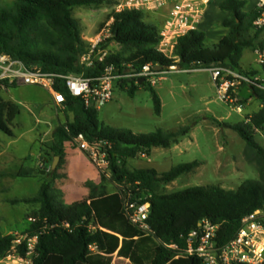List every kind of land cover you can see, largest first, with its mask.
I'll list each match as a JSON object with an SVG mask.
<instances>
[{
    "label": "trees",
    "instance_id": "16d2710c",
    "mask_svg": "<svg viewBox=\"0 0 264 264\" xmlns=\"http://www.w3.org/2000/svg\"><path fill=\"white\" fill-rule=\"evenodd\" d=\"M104 4L111 2L13 0L9 6H0V54L26 65L39 64L45 72L56 75L85 73L91 76L100 74L110 65H114L120 74L127 70L140 73L147 65L161 67L162 71H169L172 67L193 70L222 66L247 75L258 74L254 70L246 72L240 66L246 50L264 46L262 32L254 27L258 13L255 9L246 11V0H226L220 4V9L227 15L221 25L228 30L222 40L208 46L205 32L192 31L177 41L172 58L157 51L160 29L146 22L145 12L112 13L109 18L114 19L113 38L105 46L115 42L123 51L107 55L96 69H84L79 60L87 52V43L74 10ZM262 70L264 72V67ZM140 81L126 78L118 84L121 88L130 84L126 89L134 97L140 90ZM141 85L151 91L155 113L160 116V96L147 81ZM56 88L65 95V110L73 115V120L54 129L45 161L59 157L62 164L66 156L65 144L75 142L80 134L90 144L102 145L108 153L109 170L119 186L129 187L136 198L147 197L150 202L148 224L154 234L149 235L130 222L124 211V191L107 193L104 185L88 181L85 185L89 195L70 205L65 204L53 193V181L59 177L58 167L47 172L45 178L51 179L43 182L37 196L11 201L13 204L41 206L36 221L27 223L22 234L39 235L37 255L32 264H111L116 253L131 264H202L198 257L186 255V238L201 221L210 220L219 226L216 242L219 247H224L235 239L244 218L264 209V148L255 139L256 131H264V90L251 87L262 108L250 117L248 123L231 127L246 142L247 156L257 165L260 179L246 180L237 190L207 186L164 194L162 189L166 185L192 173L200 163L180 164L164 173L153 168L129 170L125 163L140 156L149 158L156 148H171L190 134V126L175 131L158 129L150 134L112 128L100 121V111L87 108L83 100L73 96L60 80ZM20 114V106L6 101L0 94V132L13 137L14 122ZM36 171L39 170L22 169L11 175L35 178L38 177ZM17 238L0 231V259L11 251ZM92 245L99 253L90 250ZM169 245H176L177 249H171ZM19 252L24 256L25 246H21Z\"/></svg>",
    "mask_w": 264,
    "mask_h": 264
},
{
    "label": "rangeland",
    "instance_id": "374dc122",
    "mask_svg": "<svg viewBox=\"0 0 264 264\" xmlns=\"http://www.w3.org/2000/svg\"><path fill=\"white\" fill-rule=\"evenodd\" d=\"M109 1L111 4L74 10V16L80 21L85 41L96 35L109 19V15L114 13L115 6L122 0ZM220 1L223 0H214L209 9L202 27L206 32L226 31L220 22L226 15L220 9V5L218 7ZM246 1L248 7L255 2ZM12 3L13 0H0L2 7ZM164 15H167L164 10L147 12L145 20L160 29L163 25L161 16ZM217 42L208 38L207 43L208 46H213ZM105 49L107 55L123 51L115 42L105 46ZM240 66L257 71L264 80L263 68L257 64L253 49L244 52ZM138 85L141 87L134 97H131L126 89L130 84L126 88L116 85L113 100L104 105L99 112L100 121L104 125L128 129L136 134H150L158 129L175 131L186 126L191 127V132L169 149H153L149 158L140 156L127 160L125 163L127 169L153 168L159 173H164L180 164L195 161L200 163L192 173L166 185L162 189L164 194L207 186L237 190L246 180L260 179L257 165L250 162L247 156L246 142L231 128L240 123H248L250 117L261 110L262 104L252 88L241 87L236 97L238 101L226 103L218 97L211 74L205 69L169 71L160 76L155 87L151 85L162 101V113L158 116L155 113L151 91L140 83ZM0 94L6 101L21 108V115L13 127L15 135L10 137L0 132V231L5 235L14 234L20 237L26 231L27 223H34L30 219H37V212L41 206L13 204L11 201L37 196L43 182L51 179L45 177L52 169L55 158L52 159L50 156L49 159L52 160L48 162L45 158L48 156V146L52 143V131L58 125L73 120V115L67 113L65 108L52 105L50 94L37 86L19 84L15 87H4ZM240 104L243 105L242 112L237 111ZM255 139L264 148V131H256ZM71 146L79 149L75 142ZM27 168L39 170L40 172L36 171L38 174L35 173L38 178L5 180L6 178L2 177V173ZM57 168L59 177L53 181V193L67 205L76 202L87 189L81 182L83 179L95 181L99 176L102 179L104 177L101 184L105 186L107 193L123 192L127 189L126 186H119L109 169L102 171L97 168L80 149L69 150L62 164L59 160ZM42 172H46V175H42ZM72 186L80 191V195L74 199L65 196V190ZM0 264L16 263L2 258ZM111 264L131 262L114 257Z\"/></svg>",
    "mask_w": 264,
    "mask_h": 264
},
{
    "label": "built area",
    "instance_id": "2783aa9c",
    "mask_svg": "<svg viewBox=\"0 0 264 264\" xmlns=\"http://www.w3.org/2000/svg\"><path fill=\"white\" fill-rule=\"evenodd\" d=\"M213 0H122L115 6L114 13L124 11L159 12L169 8V18L163 23L159 31L160 42L157 51L168 58L174 57L177 41L192 31H201L208 9ZM255 10L258 17L254 22L257 31L262 32L264 39V0H257ZM114 19L109 18L96 33L88 39L87 52L80 57L79 64L84 69L97 68L107 56L105 44L113 38ZM256 62L264 67V46L255 49ZM129 67V66H128ZM127 70L124 74L117 73L114 65L105 67L100 74L86 76L82 74L56 75L45 72L41 65H26L6 54H0V90L6 84H26L37 86L47 91L57 107L65 108L66 97L57 90L56 85L60 80L69 92L81 98L87 108L98 111L111 102L114 97L116 85L123 79H144L150 85L156 86L160 76L169 71H180L177 67L169 71H159L157 67L147 65L140 73ZM211 74L218 97L226 103L238 101L237 91L243 87L256 86L264 90V80L259 75H247L231 69L214 66L207 69ZM234 93V94H232ZM243 105L237 106V111L242 112ZM75 143L102 171L109 169L110 162L107 150L99 144H90L83 134L78 135ZM108 145V144H105ZM124 211L130 222L149 235L154 232L148 224L151 204L147 197L136 198L129 187L123 194ZM36 221L35 219H30ZM219 226L210 220H203L198 228L191 231L186 238V255L196 256L202 264H261L264 262V209L243 219L242 227L237 236L224 247H219L216 235ZM39 235L20 236L14 242L11 251L3 257L4 260L16 264H32L37 255ZM25 246L26 253L21 255L19 248ZM177 249L176 245H169ZM90 250L99 253L95 245Z\"/></svg>",
    "mask_w": 264,
    "mask_h": 264
},
{
    "label": "crops",
    "instance_id": "0c3cea01",
    "mask_svg": "<svg viewBox=\"0 0 264 264\" xmlns=\"http://www.w3.org/2000/svg\"><path fill=\"white\" fill-rule=\"evenodd\" d=\"M214 1V0H213ZM224 1H226V0H223L222 2H224ZM221 1L220 2H218V7H219V5L222 3ZM256 3H257V0H255V2H254V4L252 5V6H250V7H248V5H247V8H246V11H252V10H254L255 9V6H256ZM212 4H213V2H212ZM211 4V5H212ZM211 5H210V7H211ZM210 7H209V9H210ZM79 8H83V7H79ZM78 8V9H79ZM77 9V8H76ZM209 9H208V12H209ZM164 11H166L167 12V15H164V16H161V18H162V22L164 23L168 18H169V8H165L164 9ZM208 14V13H207ZM207 16V15H206ZM207 18V17H206ZM206 18H205V21H204V24H205V22H206ZM227 18V15H225V17L220 21L221 22V24H222V22L225 20ZM203 24V25H204ZM203 25H202V27H203ZM207 28V27H206ZM201 31H203V32H205L206 33V35H207V38H210V39H215V40H217L218 42L220 41V40H222L226 35H227V33H228V30L226 29V31L224 32V33H215V32H206V31H204L203 29L201 30ZM94 34V33H93ZM84 35V34H83ZM92 35V34H91ZM254 53H255V50H254ZM242 69L243 70H245L246 72H248V71H250V70H248V69H245V68H243L242 67ZM206 71H207V69H205ZM263 71V70H262ZM264 73V72H263ZM257 75H261L260 73H258ZM264 76V75H263ZM239 91V90H238ZM237 91V94H239V92ZM51 97V96H50ZM51 104L52 105H54L55 106V104H54V102H53V100H52V98H51ZM21 115V114H20ZM19 117V116H18ZM17 120V119H16ZM70 121H72V120H70ZM14 124H15V122H14ZM14 127V126H13ZM53 131H54V129H53ZM53 131H52V134H53ZM14 135H15V133H14ZM51 142H53V138H51ZM52 144V143H51ZM72 145V143L71 142H69V143H66L65 144V149H66V154L69 152V150H73V151H79V149H77L76 147H72L71 146ZM153 152V151H152ZM9 162V161H8ZM6 163V162H5ZM36 164V163H35ZM34 167H35V165H34ZM6 168V167H5ZM8 169L7 170H9V167H7ZM27 169H34V168H27ZM16 172H18V171H16ZM16 172H8V173H2V177H4V178H6L5 180H7V179H15V178H17V177H14V176H12L11 174H13V173H16ZM36 173V172H35ZM37 176V175H36ZM38 177H35L34 179H37ZM17 179H28V178H17ZM30 179H33V178H30ZM88 181H91V182H93L95 185H101V181H102V178H101V176H99L98 177V179H96L95 181H92V180H86V179H83L81 182H82V184L86 187V183L88 182ZM84 187V188H85ZM80 195V191L75 187V186H72V187H70V188H68L67 190H65V196H67V198H72V199H74L75 197H78ZM89 195V189L87 188V189H85L84 190V193L80 196V198L77 200V201H80V200H82V199H84V198H86L87 196ZM76 201V202H77ZM70 205V204H69ZM36 220V219H35ZM119 258L118 257V255H117V253L113 256V258ZM119 259H124V258H119ZM125 260H127V259H125ZM129 261V260H128Z\"/></svg>",
    "mask_w": 264,
    "mask_h": 264
},
{
    "label": "water",
    "instance_id": "95a60500",
    "mask_svg": "<svg viewBox=\"0 0 264 264\" xmlns=\"http://www.w3.org/2000/svg\"><path fill=\"white\" fill-rule=\"evenodd\" d=\"M157 69H158L159 71H162V68H161V67H157ZM130 72L135 73V72H137V71H136V70H131ZM144 82H145V80H144V79H141V81H140L139 83L142 84V83H144ZM59 160H60L59 157H56V158H55L54 163H53V165H52V169H53V170L56 169ZM36 174H38V172H36ZM41 174H42V175H46V172H42Z\"/></svg>",
    "mask_w": 264,
    "mask_h": 264
}]
</instances>
